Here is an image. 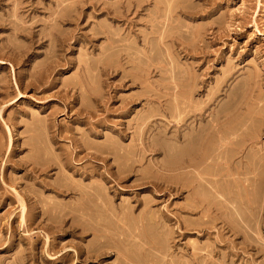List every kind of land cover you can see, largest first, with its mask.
<instances>
[{"label":"rangeland","instance_id":"374dc122","mask_svg":"<svg viewBox=\"0 0 264 264\" xmlns=\"http://www.w3.org/2000/svg\"><path fill=\"white\" fill-rule=\"evenodd\" d=\"M0 264H264V0H0Z\"/></svg>","mask_w":264,"mask_h":264},{"label":"bare ground","instance_id":"6f19581e","mask_svg":"<svg viewBox=\"0 0 264 264\" xmlns=\"http://www.w3.org/2000/svg\"><path fill=\"white\" fill-rule=\"evenodd\" d=\"M16 18V17H15ZM225 141V140H224ZM225 144V143H224ZM186 145V144H185ZM226 145V144H225ZM210 155V154H209ZM212 155V154H211ZM188 156V155H187ZM192 156V155H191ZM204 156V155H203ZM208 156V155H207ZM206 156V157H207ZM97 158V157H96ZM202 158V157H201ZM211 158V156H209V157H207V158H202L203 160L201 161V163L198 165V166H194L195 168H197V169H200L201 168V166H203L204 164H206V161H207V163H208V160ZM70 163V162H69ZM186 164H188V163H186ZM187 166V165H186ZM188 167H190V166H188ZM186 169H188V168H186ZM190 169V168H189ZM192 169V168H191ZM186 173V172H185ZM188 175H189V172L187 173ZM187 176V175H186ZM197 179V178H196ZM199 180V179H198ZM191 186V185H190ZM90 188V187H89ZM190 188V187H189ZM91 190V189H90ZM197 190H199V189H197ZM99 193V191L98 190H96L95 192H94V194L95 193ZM83 193V192H82ZM84 197V196H83ZM88 198V197H87ZM98 198V197H97ZM96 198V199H97ZM85 199V198H84ZM86 208H88V207H86ZM24 212V211H23ZM24 215V214H23ZM23 217V216H22ZM23 219V218H22ZM22 222H24V219L22 220ZM98 223V222H97Z\"/></svg>","mask_w":264,"mask_h":264}]
</instances>
